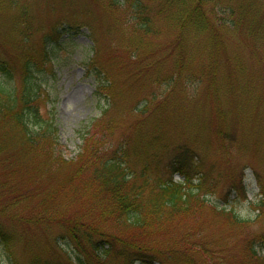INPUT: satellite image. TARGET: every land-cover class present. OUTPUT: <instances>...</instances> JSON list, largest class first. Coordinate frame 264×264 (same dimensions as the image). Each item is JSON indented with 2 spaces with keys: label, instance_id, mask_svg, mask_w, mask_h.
<instances>
[{
  "label": "rangeland",
  "instance_id": "obj_1",
  "mask_svg": "<svg viewBox=\"0 0 264 264\" xmlns=\"http://www.w3.org/2000/svg\"><path fill=\"white\" fill-rule=\"evenodd\" d=\"M28 1L43 32L52 24L69 22L81 27L78 34L56 44L53 76L45 85L53 102L62 157L67 161L77 157L83 134L104 109H108L107 118L116 123L114 143L120 136L129 139L128 166L141 171L148 165L150 181L165 178L163 167L179 147L191 149L202 163L199 172L206 175L200 189L206 207L198 213L194 236H189L190 242L198 243L201 249L188 253L183 242L173 235L159 245L170 254H189L197 264H205V256H211L210 264H242L243 242L264 235V0H253L256 12L250 13L249 18H255L261 34L252 40L237 25L248 1L216 0L218 17L214 19L206 12L208 27H186V61L178 75L172 41L179 26L177 18L170 16L178 13L176 6L166 7V0H144L156 14L159 34L142 40L144 58L140 56L137 64L132 58L124 59L126 53L120 48L129 37L125 33L122 40L117 33L121 10H110L94 0ZM23 2L20 0V4ZM11 12L8 7L0 8V33L7 30ZM211 28L222 43L219 52L212 50L215 39ZM89 32L98 41L96 66L108 80L97 76L92 68L93 44L86 36ZM209 59L216 60L217 68L212 69ZM170 82L171 86L175 82L174 89L163 93H168V102L157 104ZM143 102L151 113L144 114L138 131L134 122L139 116L133 107H141ZM135 131L142 135V142H151L148 151L137 149ZM151 153L156 154L153 161ZM173 178L182 179L177 174ZM240 181L244 195L241 189L225 195L233 183L239 187ZM47 182L51 183L50 178ZM223 206L244 222H228L217 213ZM192 223L187 221L190 226ZM6 228L17 233V239L12 250L0 256V264H28L33 257L47 261L46 264H77L79 254L62 230L18 225ZM104 264L115 263L108 256ZM169 264L188 263L172 257Z\"/></svg>",
  "mask_w": 264,
  "mask_h": 264
},
{
  "label": "trees",
  "instance_id": "obj_2",
  "mask_svg": "<svg viewBox=\"0 0 264 264\" xmlns=\"http://www.w3.org/2000/svg\"><path fill=\"white\" fill-rule=\"evenodd\" d=\"M94 1L105 4L110 10L122 11L117 33L122 40L125 33L129 37L123 44L118 41L122 52L127 54H124V59L132 58L137 64L140 56L144 58L142 40L159 34L154 19L156 14L153 10L151 12L148 1ZM247 1L245 14L237 25L244 28L246 37L252 40L260 30L255 18H249L250 13L256 12L255 3ZM165 3L166 7L176 6L178 13L176 16L170 14L177 18L179 26V32L172 41L177 53L178 75L186 61V40L183 37L186 27H208L206 12L214 19L218 17L216 0H166ZM2 7L13 12L8 18L7 30L0 33V256L11 251L17 239V233L9 231L6 225L11 228L18 225L62 230L79 254L77 264H104V258L108 256L115 264H169L172 257L180 258V262L183 258L188 264H197L189 254H170L159 244L173 235L183 242L188 253L201 249L189 238L194 236L198 225V213L206 207L205 198L200 193L206 180V175L199 172L200 160H196L191 149L179 147L163 167L166 179L150 181L148 165L141 171L128 166L127 136H120L114 143L116 123L114 119L107 118L108 109H104L101 116L87 127L77 157L65 160L61 154L53 102L45 85L53 76L56 44L78 34L81 27L69 22L52 24L43 32L35 21L28 0L22 4L20 0H0ZM120 29L124 33H120ZM210 30L214 32L212 37L215 39L212 50L219 52L223 48L222 43L215 36V30ZM89 34L86 36L93 44L92 68L97 76L102 75L104 80H108V76L104 77L96 66L94 53L98 41ZM11 35L15 38L11 39ZM211 63L212 69L217 68L215 59H209L208 64ZM140 70L141 66L135 71ZM171 83L162 90L157 104L168 102V93H163L174 89L175 82L172 86ZM133 111L139 116L134 122L139 131L144 114L151 113V110L148 111L147 103L143 102L141 107L134 106ZM135 135L140 138L135 140L137 149L148 151L151 142H142L139 132L135 131ZM221 145L225 146L224 143ZM144 154L148 155V152ZM155 156L154 153L151 155L152 161ZM175 174L182 179L175 180ZM49 178L50 184L47 182ZM241 183L239 187L233 183L225 195L239 189L244 195ZM261 204L262 201L259 206ZM217 213L231 224L244 222L225 206ZM187 221H193L192 225ZM240 254L242 264H264V235L246 239ZM204 258L205 264L212 263L208 261L211 256ZM46 263L33 257L28 264Z\"/></svg>",
  "mask_w": 264,
  "mask_h": 264
}]
</instances>
